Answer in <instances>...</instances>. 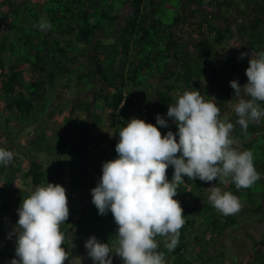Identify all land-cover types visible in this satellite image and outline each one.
I'll use <instances>...</instances> for the list:
<instances>
[{
  "label": "trees",
  "instance_id": "obj_1",
  "mask_svg": "<svg viewBox=\"0 0 264 264\" xmlns=\"http://www.w3.org/2000/svg\"><path fill=\"white\" fill-rule=\"evenodd\" d=\"M256 2V7L247 2L245 9L239 8L250 18L235 28L219 19L231 14L227 10L219 15L209 9L211 0H0V133L9 140L6 145L0 143V148L14 153L7 167L0 165V264L16 258L18 207L28 192L47 183L66 189L70 215L60 226L66 251L76 248V252L86 253L85 242L91 236L111 246L118 226L109 211L115 229L106 228L109 217L98 214L91 195L102 176V166L95 167L97 176L85 181L89 176L86 169L93 168L73 161L66 143L76 137L73 151L101 154L107 162L118 158L119 132L133 118L153 124L162 136L168 131L176 133L177 125L167 111L184 91H199L205 101L215 102L219 119L234 124L233 147L253 152L258 181H264V118L250 122L245 134L236 123L234 106L239 97L230 86L232 80L245 85L251 54L264 52V1ZM127 5L130 13L117 28L119 13ZM168 9L175 11L172 22H165ZM41 21L49 22L51 30L41 31L37 27ZM237 36L241 43L235 50ZM242 52L248 53L243 59ZM73 89L76 97L65 102L69 109L62 104L52 108L56 97ZM258 103L264 108V102ZM157 114L167 121V127L156 123ZM41 116L53 120L51 133L39 139L43 125L35 134L34 129L26 130L24 140L30 141L24 146L18 133L30 123L34 128ZM74 118L80 122H73ZM55 136L60 139L57 147L47 140ZM257 140L261 153L250 147ZM59 148L69 153L71 166H64L61 159L54 163L37 156H61ZM173 172L169 166V181ZM18 173L21 180L15 177ZM184 181L174 199L180 202L186 222L177 247L165 256L166 264H242L239 256L237 262H229L223 243L217 244L228 226L244 227L242 222L238 224L241 213L256 212L264 222V189L258 191L261 199L253 201L252 188L237 189L230 179L228 184L187 177ZM213 186L237 196L242 210L229 216L217 211L208 200ZM202 211L207 222L201 220ZM202 224L203 229L198 230ZM247 235L253 245L248 264H264V230L260 237ZM156 239L158 251L165 249L168 238ZM191 251L197 254L196 260L178 257ZM110 255L112 264H118L120 257L114 252ZM217 256L221 260L212 262Z\"/></svg>",
  "mask_w": 264,
  "mask_h": 264
},
{
  "label": "clouds",
  "instance_id": "obj_2",
  "mask_svg": "<svg viewBox=\"0 0 264 264\" xmlns=\"http://www.w3.org/2000/svg\"><path fill=\"white\" fill-rule=\"evenodd\" d=\"M37 27L46 32L52 25L41 21ZM246 55L242 52L240 58ZM248 63L247 83L241 86L237 80L230 81L239 97L234 106L236 123L245 134L250 122L264 118V108L258 103L264 102V52L251 54ZM167 116L177 125L176 133L168 131L162 136L153 124L133 118L119 132L115 146L118 158L103 163L100 181L91 189L92 203L101 216L112 213L118 231L111 246L95 236L85 242L93 264H112L113 252L123 264H166L156 237L168 238V252L179 243L180 229L186 221L183 208L174 197L185 183L184 177L222 184H228L230 179L237 189H249L260 179L253 152L233 147L234 124L219 119L220 108L213 101H205L199 91H184L168 107ZM156 123L167 127V121L159 114ZM13 158L12 151L0 148V165L7 167ZM169 166L174 168L171 181L167 178ZM208 200L225 216L238 214L243 207L237 196L215 186L211 187ZM17 213L16 258L10 264L69 261L70 254L62 247L65 234L60 227L70 215L63 186H37L22 201Z\"/></svg>",
  "mask_w": 264,
  "mask_h": 264
},
{
  "label": "rangeland",
  "instance_id": "obj_3",
  "mask_svg": "<svg viewBox=\"0 0 264 264\" xmlns=\"http://www.w3.org/2000/svg\"><path fill=\"white\" fill-rule=\"evenodd\" d=\"M235 1L237 2L236 5L240 6V8H242V9H245V6H246L245 5V0H235ZM130 7L131 6L127 5V6H125L123 8V11L122 10L120 11L117 28L122 25V19L126 16V14L128 12L130 13ZM234 9L232 7H230V9L227 10V11H228V13L235 14L236 11ZM165 13L167 14L166 18H165V22H172L173 21L172 17L174 16L175 11L172 10V9H168V10L165 11ZM232 24H234V23H232ZM234 26H235V28H237V25H234ZM99 36H101V35H99ZM240 43H241L240 36H237V39L234 42V46H233L235 50H237L239 48ZM74 95H75L74 89L70 90V91H68V90L66 91L65 90V92L63 93V97H61V98L56 97L55 101L53 102L52 108L56 107V105L59 106V104L60 105L62 104V105L65 106L66 109H69L65 102L70 100V99H72L74 97ZM75 97H76V95H75ZM39 105L42 106V104H39ZM50 110L51 109H48V111H46V113H45L46 117L48 116L47 114H49ZM38 115H41V113L38 114ZM41 118H42V116H41ZM74 121H77V123H79L80 119L74 118L73 122ZM30 125H33V123L28 124V126L25 127L24 131L22 129V131L18 133V135H19L18 140L22 141L25 144L24 146H28L27 143L30 141V140H27V142H26V140H24L25 134L28 133L26 130L30 129V131L33 132L32 129H34V134H35V130H37V128H40L43 125L44 128H41L43 130L38 133V136H39V139H40L43 135H47L48 131H49V133H51V130H52L53 126H54L53 120L52 121H48L45 117H43L41 119V121L38 122V124L35 125L34 128H30L29 127ZM36 138H37V136H36ZM49 139H47L49 143L51 142L52 145H54L56 147L58 146L57 143L60 142V139H57L56 136H55V138L52 137L51 140H49ZM75 140H76V137H74L72 140H68L67 143H66L67 145H66L65 148L66 149H71L72 156H74V158L72 159L73 161L77 160V161L81 162V165H84L86 168H88V166L93 168V170L89 169V168L86 169V171L88 172L89 176H88V178H86L85 181H90V179H92L93 177L97 176V173L95 171V169H96L95 167H101L103 165V163H105V161H104L105 157H102L101 154H99V156H97V154L92 153L93 154L92 155L90 153V151H86L83 154H80L79 152L73 151L71 144ZM8 141L9 140L6 138L5 133H0V143L2 145H6L8 143ZM41 141H43V139H41ZM36 142H37V140H36ZM15 143L16 142H14V144ZM259 144H260L259 141L258 142L254 141V143L250 147H252V150H254L255 152L261 153V148L259 147L260 146ZM62 150H63L62 148H59L60 152ZM20 155L22 156V158L24 157V155L22 153ZM60 155L61 156H57V154L51 153L47 157L46 155L44 156L43 153H39L37 156L38 157H43L45 159V161H47V159L48 160L49 159L53 160L54 163H56L57 161L60 162V159H61V161L63 162L64 166H66V165H67V167L71 166L69 164V161H70L69 160V157H70L69 153L63 151V152L60 153ZM95 158H96V160H95ZM263 161H264V159H263ZM98 164H100V166ZM72 166H73V168L76 167V163H73ZM258 169L261 170V168H258ZM15 177L17 179L21 180L20 173H18ZM22 187L25 189V194H26L28 192L27 191L28 187L26 185L22 186ZM251 188H252V191H253V195L251 196V200L259 201V199H261L260 195L262 193L258 192V191H262L264 189V181H256L255 184ZM247 192L248 191L246 190V193ZM29 194H30L29 192L26 194V198L29 196ZM245 196H247V195H245ZM106 216L109 217V220L106 221L107 223H105L106 225H108L106 228H108L110 231H113L115 229V226H114L113 222H111V224L109 222V221H112V218L109 216L108 213H107ZM201 216L204 218V219L201 218V220H203V221L205 220V222H207L209 220L206 217V215H205V211L201 212ZM258 216H259V214H257L256 212H253V211L241 213L238 216V218H237L238 221H239L238 224L242 222L244 227L241 228L240 226H237V227L228 226L226 232L220 237V241H219V243L217 245H220V242L223 243L224 252L226 254L225 257H226V259H229L228 260L229 262H230V260H232V262L233 261L237 262L238 256H239L240 261L242 262V264H248L250 262L252 251H253V245H252V242H251L250 238L248 237L247 233L249 232V233H251L254 236L260 237L262 235V231L264 230V222L261 221ZM199 221H200V219H199ZM197 228H198V230L203 229V224L200 227H197ZM166 242H168V240H166ZM242 243L245 244V245L243 246ZM62 247H63V245H62ZM76 251H77V249L75 248V249H73L72 252L69 253L70 254L69 261H65L66 264H93V261L88 256L87 252L85 253L86 250L85 251H80V252H76ZM161 251L165 253V256L170 254V252H168L166 248L162 249ZM193 252L194 251H191L189 253H185V254H183L181 256H178V257L181 258V259L192 258V259L196 260L197 254L195 252L193 254ZM119 259L120 260H118V264H123L122 259L121 258H119ZM218 260H221V258L219 256H217L215 258H212V262H217ZM170 262H173V259H171ZM171 264H173V263H171Z\"/></svg>",
  "mask_w": 264,
  "mask_h": 264
},
{
  "label": "crops",
  "instance_id": "obj_4",
  "mask_svg": "<svg viewBox=\"0 0 264 264\" xmlns=\"http://www.w3.org/2000/svg\"><path fill=\"white\" fill-rule=\"evenodd\" d=\"M208 1L210 0H204L205 3H207ZM213 2V4L211 6H208L210 7L209 9H213L215 12L219 13V15L222 14L223 11H226V10H229L230 7H232L236 12L235 14H230V15H226L225 17L224 16H220L219 19H222L225 21L226 24H232L234 23L233 25H239V23L241 22H246V20L250 17H246L242 12H240L239 8L240 6L236 5L235 2H232V1H235V0H211ZM254 1V3H252ZM259 1V0H257ZM264 1V0H263ZM262 0H260V2H263ZM247 2H250L251 3V8L252 7H256L255 6V3L256 0H245V5L247 4ZM264 3V2H263ZM184 6V4H182V7ZM208 7L206 5H203V9H208Z\"/></svg>",
  "mask_w": 264,
  "mask_h": 264
}]
</instances>
